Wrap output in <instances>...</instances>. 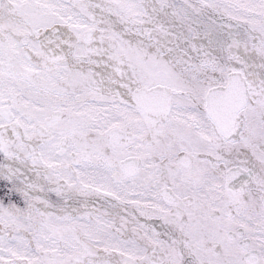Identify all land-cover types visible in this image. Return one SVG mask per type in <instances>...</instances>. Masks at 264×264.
<instances>
[{"label": "snow or ice", "instance_id": "6c2138e0", "mask_svg": "<svg viewBox=\"0 0 264 264\" xmlns=\"http://www.w3.org/2000/svg\"><path fill=\"white\" fill-rule=\"evenodd\" d=\"M0 264H264V0H0Z\"/></svg>", "mask_w": 264, "mask_h": 264}]
</instances>
